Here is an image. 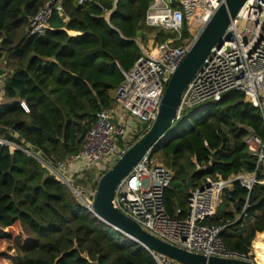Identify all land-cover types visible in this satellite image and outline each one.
<instances>
[{"label":"trees","instance_id":"obj_1","mask_svg":"<svg viewBox=\"0 0 264 264\" xmlns=\"http://www.w3.org/2000/svg\"><path fill=\"white\" fill-rule=\"evenodd\" d=\"M48 1L0 0V54L10 70L3 84L8 103L0 106V137L54 166V160L65 162L83 148L97 113L112 107L110 92L142 55L139 43L153 35L155 44H163L175 34L146 25L153 0L81 5L65 0L61 27L27 36L29 20ZM249 133L264 141V124L259 110L235 91L174 124L150 152L174 175L164 192L171 218H184L190 189L206 176L228 180L255 171L256 158L245 142ZM209 224L223 228L227 249L249 253L264 232V187L249 191L233 182ZM14 229H19L15 237ZM1 241L9 243L3 255L8 264H156L143 247L95 219L38 161L6 146H0Z\"/></svg>","mask_w":264,"mask_h":264},{"label":"built area","instance_id":"obj_2","mask_svg":"<svg viewBox=\"0 0 264 264\" xmlns=\"http://www.w3.org/2000/svg\"><path fill=\"white\" fill-rule=\"evenodd\" d=\"M64 1L49 0L29 20L25 34L29 37L43 36L52 16L63 13ZM224 1L153 0L150 4L145 17L146 25L173 33L175 37L152 49H144L139 44L142 55L130 71L123 72L124 81L114 92V110L97 113L95 123L78 153L65 162L54 160V166L48 163L54 169L50 173L56 180L62 182L61 179H65L79 192L86 202V209L92 204L99 178L131 146L135 136L144 134L152 126L171 75ZM89 2L91 0H78L79 5ZM241 22L244 28L239 32L237 28ZM184 28L188 37L179 46L173 47L174 42L181 40ZM224 38L220 45L211 49L184 89L175 122L194 109L235 91L243 94L245 102L259 110L264 124V0H247L231 21ZM1 43L0 39V47ZM21 106L28 112L24 103ZM132 120L135 125L128 129ZM245 142L256 158L255 171L232 176L228 180L219 175L206 176L198 187L190 189L184 218H171L167 213L164 192L171 188L174 175L165 166L156 163L150 154L120 182L113 206L143 231L181 250L206 257L264 264V238L256 237L249 253L241 254L225 247L220 238L222 227L209 224L223 192L233 182H240L249 191L256 185L264 187V141L249 133ZM0 146H6L11 151L30 152L1 137ZM196 169L204 167L196 165ZM85 170L94 173L90 178L92 187L79 183L88 179ZM65 171L72 173L67 175ZM259 235H264V232ZM150 254L156 264H180L164 255Z\"/></svg>","mask_w":264,"mask_h":264},{"label":"water","instance_id":"obj_3","mask_svg":"<svg viewBox=\"0 0 264 264\" xmlns=\"http://www.w3.org/2000/svg\"><path fill=\"white\" fill-rule=\"evenodd\" d=\"M247 0H225L215 11L211 20L202 29L201 33L193 42L189 52L171 75L163 97L160 101L158 112L152 126L136 142H134L124 153L112 164V166L99 178L95 196L90 206L95 219L120 233L129 239L131 243L140 245L149 253L164 255L180 264H251L249 262L226 259L214 256H203L189 253L172 245L166 244L143 231L141 227L129 219L113 206L116 189L120 182L130 171L165 137L166 133L176 123L177 110L181 95L195 75L209 52L216 45L221 44L227 28L235 18L243 4ZM225 39V38H224ZM38 161L49 172L54 169L41 159L37 154L23 151ZM62 183L72 192L77 200L86 207L77 190L65 179ZM188 185L191 184V176L188 177ZM81 258V256H78Z\"/></svg>","mask_w":264,"mask_h":264},{"label":"crops","instance_id":"obj_4","mask_svg":"<svg viewBox=\"0 0 264 264\" xmlns=\"http://www.w3.org/2000/svg\"><path fill=\"white\" fill-rule=\"evenodd\" d=\"M60 20V21H59ZM65 20L63 19V16H62V14L59 16V18H55L54 20H53V18H51V20H50V22H49V25H48V29H57V28H59V27H61V25H60V22H64ZM150 28V27H149ZM151 29H153V28H151ZM159 30V29H158ZM139 44H141V43H139ZM142 45V44H141ZM155 45H157V44H155ZM143 46V48L144 49H150L148 46H145L144 47V45H142ZM10 73V70H9V68L8 67H6V60H5V56L4 55H2V54H0V106L1 105H4V104H6V103H8V101L5 99V96H4V92H3V84H4V80H5V78L7 77V75ZM114 92L115 91H111L110 92V96L112 97V98H114ZM114 108V104L112 105V107L110 108V109H108V110H110V111H112V110H114L113 109ZM111 164V163H110ZM110 164L108 165V166H110ZM108 168V167H107ZM74 169H78V168H74ZM85 172V174H86V176H88V177H86V178H93V176H94V173L93 172H91V171H88V170H85L84 171ZM65 173L67 174V175H71V171H65Z\"/></svg>","mask_w":264,"mask_h":264},{"label":"rangeland","instance_id":"obj_5","mask_svg":"<svg viewBox=\"0 0 264 264\" xmlns=\"http://www.w3.org/2000/svg\"><path fill=\"white\" fill-rule=\"evenodd\" d=\"M59 14H57V13H55L54 14V16H53V19H55V18H59ZM243 28H244V24H243V22H241L240 24H239V26H238V31L239 32H241L242 30H243ZM188 34V33H187ZM183 37V31H182V35H181V38ZM188 37V35L187 36H185V37H183V40H185L186 38ZM153 39V35H151V36H149V38H148V40L145 42V44H144V47L145 46H148L150 49H152L154 46H155V42L152 40ZM135 125V123H134V121L132 120V121H130V124L128 125V129L130 128V127H132V126H134ZM153 158V160L156 162V163H159V164H162L161 163V161H160V159H159V157L158 156H153L152 157ZM111 162H113V161H111ZM64 173V172H63ZM51 174V173H50ZM52 175V174H51ZM90 178L89 179H87V180H84V181H80L79 183L80 184H82L83 186H89V187H92L93 185H92V183L90 182ZM229 190L231 189V187H229L228 188ZM227 189V190H228ZM246 226H248L249 225V221H247L246 222V224H245ZM17 232H19V229H14V230H10V233H11V235L13 236V237H15L16 236V233ZM262 237V238H264V235H258L257 237ZM8 246H9V243L8 242H6V241H1L0 242V264H8L9 262L8 261H6L5 259H4V257H3V255L4 256H6L5 254H7V253H9L7 250H8ZM264 249V248H263ZM264 256V255H263ZM263 260H264V258H263Z\"/></svg>","mask_w":264,"mask_h":264}]
</instances>
